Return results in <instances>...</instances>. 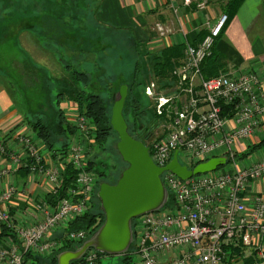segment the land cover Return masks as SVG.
<instances>
[{
  "label": "built area",
  "instance_id": "obj_1",
  "mask_svg": "<svg viewBox=\"0 0 264 264\" xmlns=\"http://www.w3.org/2000/svg\"><path fill=\"white\" fill-rule=\"evenodd\" d=\"M190 2L184 0L185 5ZM199 6L205 8L204 4ZM227 21L228 15L223 13L214 24L208 22L201 43L185 47L183 60L173 69L167 87L159 90L158 84L151 82L146 94L154 104L160 135L152 144L149 141L154 136L148 140V148L161 168L176 152L178 158L182 153V164L188 169L215 157H225L234 168L186 180L165 171L162 180L175 205L133 221L137 264H264V192L253 189L264 181V157L255 154L242 160V165L236 161L264 125L262 77L249 71L207 79L202 73V64L212 55ZM155 30L160 39L167 35L163 25ZM71 123L84 137L75 138L70 146L69 164L76 172L74 188L59 202L42 199L36 203L41 214L36 217V227L19 226L5 204L11 197H0V232L6 227L15 236L0 241L1 264H31L26 261L29 253L44 257L61 253L64 242L84 244L98 232L94 228L100 220L89 230L65 231L62 240L53 239L60 229L70 227L93 207L97 179L89 170L93 127L79 115ZM20 131L0 132V156L8 157L13 165L0 169V179L10 178L14 184L17 172L29 168L31 175L44 177L49 185L47 194L55 195L63 183L65 160L60 156L55 160L49 152L43 155L37 136L31 139ZM15 190L7 191L14 195ZM99 253L90 249L70 264H98Z\"/></svg>",
  "mask_w": 264,
  "mask_h": 264
},
{
  "label": "trees",
  "instance_id": "obj_2",
  "mask_svg": "<svg viewBox=\"0 0 264 264\" xmlns=\"http://www.w3.org/2000/svg\"><path fill=\"white\" fill-rule=\"evenodd\" d=\"M32 1L0 0V33L8 29L10 32L8 20L17 19V16L22 11L24 15L32 11L35 12L36 18L33 23L35 26L40 25V30H38L40 37H48V22L52 26L54 24L62 25V34L53 36L52 41H50L53 43L51 49L48 45L46 47L50 49L51 53L54 52L53 47L58 48L57 51L61 55V60L59 59V61L61 65L65 64L64 69L67 74L62 77L55 76V80H50V82L59 85L56 89L57 111H54L52 116L46 113H40L41 115L36 113L35 121L27 122L26 124L31 127L37 138L47 145L48 152L52 158L58 160L60 156L61 160H67L70 154V141L72 142L71 138L76 135L77 129L71 123V120H68V118V121L66 120L62 104L65 100L73 102L77 111L76 115L85 117L93 127L90 132L92 146L90 149L89 170L96 174L98 180L110 172L106 170L107 167L99 164V158H97L99 153L95 152V148L97 146L101 151L106 147L108 139L117 134L113 129L111 120L115 100L121 86H128V97L125 102L123 115L128 125L129 133L135 139L148 146V140L151 139L158 126V118L154 104L148 98L146 91L151 88L152 81L157 82L159 90H163L170 84L173 69L183 60L184 48H167L152 51L147 45L138 42L135 37H121L127 34L120 29L100 24L97 17L94 14L92 15L90 10V12L82 11L88 10L89 4H98L97 0H74L75 3L73 0H59L53 6L47 3L55 0H36L35 3H32ZM37 1L40 2L39 7H42L41 10H38ZM242 3L243 0H230L228 2L226 8L229 14L228 18L234 15ZM51 11L56 12V17L53 14L49 15ZM25 18L26 20L22 19L20 27L31 31L30 27L27 26H31L32 20L30 16H25ZM227 25L228 21L223 32ZM64 34H67L68 37H64ZM54 37L68 38L66 43L70 42V44L61 42L58 47V43L54 42L58 38ZM74 40L82 41V45L80 42L75 43ZM215 50L216 45L212 55L202 64V73L207 79L217 76L224 67V63L218 58ZM8 86L13 87L10 82ZM46 87L50 91L55 85L50 84ZM108 101H113V105L111 106ZM149 106H151V113L147 110ZM61 141L63 143L59 146ZM262 149H264V137L259 143L249 145L246 151L238 154L237 157L240 160H245ZM150 155L152 157L151 150ZM112 167L113 169L115 168L114 166ZM26 172L27 176H29V168H26ZM62 177L63 183L60 190L55 195L46 194V201L56 203L69 197V191L74 188L76 181V172L71 164H67ZM174 205V196L170 194L164 209H173ZM99 220V225L94 228L96 232L104 224L105 214L100 209L95 211L93 205L85 216L77 218L70 227L60 229L53 239L62 240L65 231L89 230ZM94 235L95 233L93 232L89 240ZM6 236L14 237L8 228L3 227L0 232V240ZM83 245V243L74 244L67 241L64 242L63 250L76 251ZM134 252L135 245L133 244L128 254L120 256L122 264H137V256ZM61 253L45 257L29 253L26 255V261L30 260L31 264H58V256ZM99 254L101 258L98 264H102L103 259L109 255Z\"/></svg>",
  "mask_w": 264,
  "mask_h": 264
},
{
  "label": "crops",
  "instance_id": "obj_3",
  "mask_svg": "<svg viewBox=\"0 0 264 264\" xmlns=\"http://www.w3.org/2000/svg\"><path fill=\"white\" fill-rule=\"evenodd\" d=\"M97 1L96 17L100 24L120 29L150 50L159 51L200 44L207 34L208 22L214 24L223 13L229 16L226 8L230 0H190L188 5L184 4V0ZM200 4H204L205 8H200ZM157 25L166 28L164 39H160L155 30ZM22 35L28 37L25 32ZM215 52L224 63L219 74L256 72L262 77L264 87V0H243L234 15L228 18V25L218 38ZM17 105L12 93L0 83V132H10L17 127L30 131L26 123L35 121L36 116ZM263 137L264 125L257 136L247 142V147L259 143ZM256 154L255 157H264V149ZM26 173V169H20L14 177L15 186L21 193H26V197L20 194L14 201V219L19 224L41 215L36 203L45 199L48 193L42 177L27 176ZM253 189L264 192V181L256 183Z\"/></svg>",
  "mask_w": 264,
  "mask_h": 264
},
{
  "label": "rangeland",
  "instance_id": "obj_4",
  "mask_svg": "<svg viewBox=\"0 0 264 264\" xmlns=\"http://www.w3.org/2000/svg\"><path fill=\"white\" fill-rule=\"evenodd\" d=\"M85 1V0H84ZM36 0H33L32 3H35ZM59 0H55L53 2H48L47 4H50L53 6V4H57ZM75 3V1L73 0ZM73 3V4H74ZM88 4V2L86 1ZM40 2L37 1L38 10H41L42 7H39ZM91 14L96 16V13L98 11L97 4H89L88 10H82V11H88ZM20 11V10H19ZM55 15L56 12L51 11L49 15ZM26 17L31 18L32 24L31 26L28 25L27 27H30L31 31L27 29H22L20 27V23L22 22V19L24 18L26 20ZM36 18L35 12L32 11L28 13L27 15H24L23 11L19 13L17 16V19H10L7 23H9V28L11 29L12 33L14 35L10 36L9 29L7 31H3L0 33V83L9 89V91L12 93L14 99L17 101L18 105L17 107L25 109L26 112H31L34 114H40V113H46L49 116H52L54 114V111H57V86H59L57 83L50 82V80H55V76H64L67 74V71L64 69V65H61V55L59 54L58 48H52L53 53L50 52L51 46L53 43L52 41L53 36H59L62 34L63 27L60 24H54L53 26L49 24L47 26V34L48 37H40V25L35 26L33 23V20ZM22 29V32H21ZM25 32V35H28V37H24L22 33ZM61 33V34H60ZM64 37H68L67 34L63 35ZM121 36V37H126ZM129 37V36H128ZM58 38V40L54 41L58 43H66V40L68 38H61V37H54ZM76 42H80L82 45V41L74 40ZM70 44V42H67L66 44ZM49 46L50 49H48L46 46ZM52 51V50H51ZM34 57V58H32ZM53 76V77H51ZM12 83L13 87H9L8 84ZM121 82V81H120ZM55 85L52 90H48L46 86L48 85ZM121 85V84H120ZM125 86V85H122ZM121 86V87H122ZM120 91V90H119ZM150 99V98H149ZM68 100V99H67ZM151 100V99H150ZM108 103L112 106L113 101H108ZM73 102H67L66 100L62 104V108L64 106L65 110V117L66 120H73L76 116V109L74 107ZM114 108V107H113ZM151 106L147 109L150 113ZM148 112V113H149ZM41 115V114H40ZM67 120V121H68ZM151 122V121H150ZM29 127V126H28ZM30 131L27 132V129H23L17 127L12 130H21L19 133L26 134L28 133L31 139L36 136L31 130V127H29ZM159 120H158V126L156 130L154 131L153 138L149 141L150 144L153 143L154 139L159 137L160 130H159ZM23 129V130H22ZM76 130V129H74ZM79 130H76V135L71 138L72 142L75 138H82L84 140L83 134L78 133ZM64 140V139H62ZM253 140V139H251ZM250 140V141H251ZM70 141V143L72 144ZM119 142V137L117 134H114L113 137H110L108 139V143H106V147L103 148L101 151L99 150V147L96 146L95 152L99 156V164L103 167H107L106 170L110 173L107 176H104V179L97 180L95 184V193L93 197V205L95 208V211L99 209L103 211L102 209V202L99 199L98 193V182L99 183H111L116 184L117 181L122 176V173L125 169H127L128 165L126 162H124L123 158L117 151L116 147ZM63 142L61 141L59 146H61ZM42 146L41 153L43 155H47L48 148L45 143L40 141L38 143ZM147 146V145H146ZM148 147V146H147ZM180 162L183 163V157L182 153L180 154ZM72 160V157H69L67 160H65L64 164H69ZM42 160H40L39 164ZM237 164L242 165V160L237 159ZM184 165V164H183ZM12 167L13 165L10 163L8 157L0 156V169L2 167ZM114 166L115 168L113 169ZM185 166V165H184ZM234 164L233 162H230L226 165H224L222 168L219 169V171H229L233 170ZM34 176H40L38 174H34ZM41 177V176H40ZM44 179V177H42ZM46 182V180L44 179ZM98 181V182H97ZM107 183V184H108ZM46 185L48 187L49 191V185L46 182ZM50 185V189H51ZM97 186V188H96ZM16 189L14 191V195L12 191H7L8 189ZM20 194L26 197V193H21V191L12 183L10 178H3L0 179V197L7 196L11 197L9 201L6 204L7 210L10 212L11 216L15 218L13 210H14V201L15 199L20 197ZM104 213V211H103ZM36 217L33 216L31 219L24 220L23 223L19 224V226L22 227H36L39 222L36 220ZM16 222V220H14ZM133 225V224H132ZM54 231V229L51 230V232ZM15 239V236H14ZM42 256V255H41ZM44 257V256H42ZM122 257V256H121ZM120 256H106L102 264H122ZM30 260H28L29 262ZM1 264V263H0Z\"/></svg>",
  "mask_w": 264,
  "mask_h": 264
},
{
  "label": "water",
  "instance_id": "obj_5",
  "mask_svg": "<svg viewBox=\"0 0 264 264\" xmlns=\"http://www.w3.org/2000/svg\"><path fill=\"white\" fill-rule=\"evenodd\" d=\"M127 97L128 86L125 85L117 94L111 123L119 137L117 150L128 167L116 185L104 184L101 187L99 199L105 214L104 224L81 248L61 253L58 264H70L79 260L90 249L109 256L128 254L134 239L133 221L164 208L169 200V192L162 180L165 171L173 172L186 180L195 175L215 172L227 164L225 157H215L188 169L180 162L176 152L166 167H158L149 148L129 133L123 115Z\"/></svg>",
  "mask_w": 264,
  "mask_h": 264
},
{
  "label": "flooded vegetation",
  "instance_id": "obj_6",
  "mask_svg": "<svg viewBox=\"0 0 264 264\" xmlns=\"http://www.w3.org/2000/svg\"><path fill=\"white\" fill-rule=\"evenodd\" d=\"M107 176V175H106ZM101 179H104V177H100L98 180H101ZM98 182V181H97ZM118 182V181H117ZM108 183V182H107ZM107 183H99L98 182V190L99 191H97V193H98V196H99V193H100V190H101V187H102V185H104V184H107ZM107 185H110V186H113L114 184H111V183H108ZM116 185V184H115Z\"/></svg>",
  "mask_w": 264,
  "mask_h": 264
}]
</instances>
